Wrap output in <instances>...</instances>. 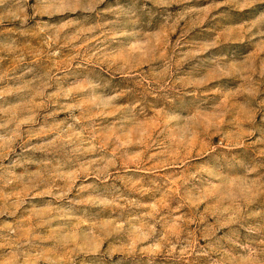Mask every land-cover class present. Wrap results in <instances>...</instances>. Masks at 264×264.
Segmentation results:
<instances>
[{
	"label": "rangeland",
	"instance_id": "374dc122",
	"mask_svg": "<svg viewBox=\"0 0 264 264\" xmlns=\"http://www.w3.org/2000/svg\"><path fill=\"white\" fill-rule=\"evenodd\" d=\"M0 264H264V0H0Z\"/></svg>",
	"mask_w": 264,
	"mask_h": 264
}]
</instances>
